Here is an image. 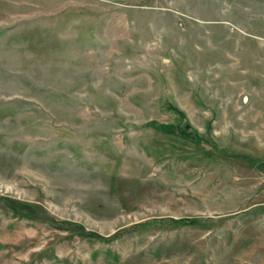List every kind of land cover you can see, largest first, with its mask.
I'll use <instances>...</instances> for the list:
<instances>
[{
  "label": "rangeland",
  "instance_id": "obj_1",
  "mask_svg": "<svg viewBox=\"0 0 264 264\" xmlns=\"http://www.w3.org/2000/svg\"><path fill=\"white\" fill-rule=\"evenodd\" d=\"M0 264H264V0H0Z\"/></svg>",
  "mask_w": 264,
  "mask_h": 264
},
{
  "label": "trees",
  "instance_id": "obj_2",
  "mask_svg": "<svg viewBox=\"0 0 264 264\" xmlns=\"http://www.w3.org/2000/svg\"><path fill=\"white\" fill-rule=\"evenodd\" d=\"M171 223H173V224H177V223H180V224H183V223H187V221H182V220H180V221H175V220H169Z\"/></svg>",
  "mask_w": 264,
  "mask_h": 264
}]
</instances>
